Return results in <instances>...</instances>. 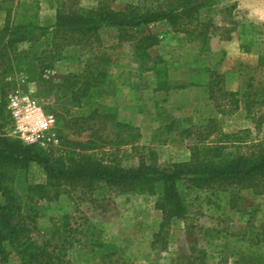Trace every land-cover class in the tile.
<instances>
[{
	"label": "rangeland",
	"instance_id": "374dc122",
	"mask_svg": "<svg viewBox=\"0 0 264 264\" xmlns=\"http://www.w3.org/2000/svg\"><path fill=\"white\" fill-rule=\"evenodd\" d=\"M16 1L0 0V29L6 10L13 12ZM100 1L122 9L126 4L157 5L166 0H36L38 24L52 25L61 5L72 10L94 7ZM199 1L203 4L191 16L176 19L175 26L161 21L129 34L125 28L103 25L91 44L63 48L64 58L44 69L37 80L32 78L42 67L36 58L39 42L17 44L18 58L8 52L9 60L0 59V98L11 117L5 133L54 155L85 151L125 167L140 160L160 166L189 161L194 152L219 144L226 152L264 149V45L233 43L230 34L236 27L227 22V16L234 0ZM38 33L31 31L33 36ZM146 35L155 37L156 44L143 54L135 46ZM23 52H27L24 58ZM89 62L103 72L97 102L115 114L114 122L93 125L94 135L82 129L79 121H71L73 111L65 108L69 98L55 87ZM159 66L163 67L160 72ZM215 73L222 75L224 90H239L237 109L220 95L218 101L209 98L208 82ZM161 80L168 90L157 89ZM17 93L27 94L55 119L32 142H24L15 132L9 100ZM88 140L87 148L77 144ZM14 174L16 193L39 211L37 240L58 241L65 224L82 231L74 234L77 242L67 251L73 264H100L91 258L86 244L93 230L119 247L133 264H264V181L254 188L226 186L230 200L226 205L210 189L187 193L189 182L180 181L178 187L187 195V212L183 218H164L156 206L159 193L124 192L102 182L54 185L35 163ZM34 184L42 188L29 189ZM4 201L0 193V204ZM5 264L21 262L11 252Z\"/></svg>",
	"mask_w": 264,
	"mask_h": 264
},
{
	"label": "trees",
	"instance_id": "16d2710c",
	"mask_svg": "<svg viewBox=\"0 0 264 264\" xmlns=\"http://www.w3.org/2000/svg\"><path fill=\"white\" fill-rule=\"evenodd\" d=\"M202 4L203 1L199 0H166L157 5L126 4L122 9H114L100 1L94 7L80 6L72 10H66L61 5L56 10L54 23L41 26L38 24L36 0H17L13 12L6 10V21L0 29V59L7 57L8 52L16 59L20 55L15 50L17 44L38 41L41 49L36 58L42 67L32 78L37 80L41 78L44 69L52 68L55 61L64 58L63 48L91 44V39L97 38L98 30L103 25L125 28L129 34L141 26L161 21L175 26L176 19L191 16ZM31 31L39 33L33 36ZM155 44V37L146 35L140 37L135 47L147 54L148 49ZM22 54L24 58L27 52ZM162 70V66L157 68L158 72ZM164 82L161 80L157 83L158 90H168ZM221 82L222 75L213 74L208 82L209 98L218 101L220 95L222 99L231 100L233 110L237 109L236 95L239 90H224ZM102 83L103 72L96 64L89 62L84 64L80 73L68 74L64 77V83L55 86L69 98V107L65 108L66 111L68 108L73 111L71 121H79L82 129L90 130L91 135L96 132L93 125L103 126L115 121L112 108L97 102ZM241 89L244 91V87ZM5 106V101L0 98V193L5 200L0 204V264H5L11 252L18 256L21 264H73L67 251L77 242L74 234H81L82 231L65 224L58 241L47 238L37 240L34 234L37 232L36 218L39 211L35 205L24 202L23 197L14 189V173L27 168L31 163L41 166L47 182L54 185L78 182L91 185L102 182L124 192L159 193L160 200L156 206L161 209L164 218H183L187 212V195L179 189L180 181L189 182L185 189L187 193L212 190L213 194L220 196L224 205L230 202L226 186L254 188L259 181H264L262 148L249 153H241L236 149L226 152L225 147L219 144L205 147L202 152H194L189 161L175 162L168 166H160L156 161L147 163L140 160L137 165L125 167L119 163L105 162L85 151H66L54 155L52 151L36 144H25L8 136L4 128L11 123V117ZM116 124L129 127L124 123ZM77 144L87 148L90 140ZM41 188L40 184L29 187L31 190ZM91 236L86 243L89 244L91 258L98 259L100 264H133L119 247L105 241L100 231L93 230Z\"/></svg>",
	"mask_w": 264,
	"mask_h": 264
},
{
	"label": "crops",
	"instance_id": "0c3cea01",
	"mask_svg": "<svg viewBox=\"0 0 264 264\" xmlns=\"http://www.w3.org/2000/svg\"><path fill=\"white\" fill-rule=\"evenodd\" d=\"M228 21L236 27L230 34L233 43L264 45V35H259L264 33V0H234Z\"/></svg>",
	"mask_w": 264,
	"mask_h": 264
},
{
	"label": "built area",
	"instance_id": "2783aa9c",
	"mask_svg": "<svg viewBox=\"0 0 264 264\" xmlns=\"http://www.w3.org/2000/svg\"><path fill=\"white\" fill-rule=\"evenodd\" d=\"M9 108L14 119L15 132L24 142H32L49 130L55 119L46 113L27 94L17 93L10 96Z\"/></svg>",
	"mask_w": 264,
	"mask_h": 264
}]
</instances>
